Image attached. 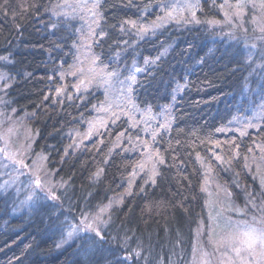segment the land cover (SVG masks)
<instances>
[{
    "label": "trees",
    "instance_id": "1",
    "mask_svg": "<svg viewBox=\"0 0 264 264\" xmlns=\"http://www.w3.org/2000/svg\"><path fill=\"white\" fill-rule=\"evenodd\" d=\"M174 1L90 0L67 15L62 0H0L3 108L29 123L34 152L64 185L58 199L42 193L25 206L0 177V264H196L209 230L207 168L237 206L257 195L264 104L248 119L264 70L246 43L264 0H196L192 19L142 35ZM137 67L125 100L104 88L111 72L124 79ZM148 116L154 138L134 140ZM94 119L98 132L75 141ZM111 203L103 239H67L80 215Z\"/></svg>",
    "mask_w": 264,
    "mask_h": 264
},
{
    "label": "rangeland",
    "instance_id": "2",
    "mask_svg": "<svg viewBox=\"0 0 264 264\" xmlns=\"http://www.w3.org/2000/svg\"><path fill=\"white\" fill-rule=\"evenodd\" d=\"M62 1L61 9H65V12L68 13L67 15H70V13H77L79 15L84 13V5L90 0ZM196 5V0H176L172 3V8L165 12L157 23L148 26L147 31L141 32V28L138 30H140L142 35H147L161 30L171 22L179 23L180 21L177 19L182 16L188 17V20H190L194 17L195 9L197 7ZM263 10L264 8L262 6L258 7L257 14L254 17L255 21L252 22L251 25V28L259 34L255 39L253 36H250V40L246 45L249 51V62L254 65V67L256 66L257 69H261L260 67H262L264 70V30H262L264 29V21L262 20L264 19L262 13ZM235 12L240 15V19H243V16L246 15L248 11L243 9L242 12L237 7ZM257 16L260 20H258ZM233 25L236 26L235 24ZM239 29L242 32H245L248 27L242 25L239 26ZM128 74L129 73L127 72V75ZM1 78L3 79L4 76L0 74V82L2 80ZM120 80L124 79H119V81ZM119 81L116 78L115 80H109L108 83L104 82L105 84L103 85L105 86L104 88L111 93L112 97H115L118 100H125L124 93L119 91V89L122 88L120 87L121 84ZM254 93H256V99L253 100L252 103L255 105V109L254 115H252L250 120L248 119L249 123H251L253 118L255 119L261 114L260 108L264 104L263 95L259 94L257 91H254ZM1 94L0 87V149L4 150L0 151L1 182L6 188L13 189L18 194L23 191L24 194L20 199V202L23 205L25 204V206L33 203L37 195L43 193L33 182L36 176H40L45 185L51 186L52 191L58 197L57 193L60 189L64 188V185L53 179L52 173H50L47 168L46 159H41L45 158V156L41 153L34 152L33 144L36 139V132L30 127L29 123L23 120L22 117L16 115L15 111L3 108ZM167 112L168 111H165L164 113ZM169 115L170 112L167 116L169 117ZM244 119L245 117H242L237 121L242 125L241 123H243ZM154 120L155 119L152 117H145L143 122L144 126L135 130V133H133L141 138L137 139V137H134V140L141 142L140 140H142V138L147 137L148 141H151L154 138L155 131L153 128H150V126L154 125ZM169 120L170 119H168V121ZM88 124L89 129L82 134L78 132L74 136L75 141L78 140L79 135L81 136L80 142L91 138L102 127V123L98 119H94V121H90ZM145 147L147 148V146ZM151 148L153 147L151 146ZM12 156H14L15 161L23 160L25 164L29 165V168H21L18 163L9 159V157ZM33 161H36L37 164L40 165L39 170L32 166ZM45 172H47L48 175H45ZM206 173L207 180L205 191L207 194L209 230L204 240V248L202 247L205 251L201 253L196 264H249V261L252 258L249 255L251 250L247 247L248 237L245 235V232H248L250 228H256L258 230L264 229V211H262V209H264V174L261 175L256 172L258 184L261 186L258 187L257 195L251 197L249 195L246 196V194L244 196V200L246 201L244 202H247V205L237 206L228 189L219 184L212 170L207 168ZM30 177H32V179H30ZM111 206L112 203L104 205L96 213H84L79 216V222L84 215H87L89 220L99 216L100 219L94 225V227L99 230V227L104 221ZM77 225H74L73 228ZM201 232L203 234V231ZM201 236L202 235L200 234V237ZM237 249L239 250V255H237ZM255 251L259 252L258 246L255 248Z\"/></svg>",
    "mask_w": 264,
    "mask_h": 264
},
{
    "label": "snow or ice",
    "instance_id": "3",
    "mask_svg": "<svg viewBox=\"0 0 264 264\" xmlns=\"http://www.w3.org/2000/svg\"><path fill=\"white\" fill-rule=\"evenodd\" d=\"M95 6L96 5H94V7ZM93 15H96V13H93ZM130 23H132L133 27L136 26L134 22H130ZM262 30H264V29H262ZM145 31H147V29H144V28L141 29V32H145ZM100 35H103V33H101ZM253 47H255V46H253ZM139 71H141V69L137 67L134 69V71L132 73L125 76L124 80L119 81L120 84L123 85V87L119 89V91L121 93L132 91L133 85L136 83L135 73L139 72ZM73 74H75V73H73ZM119 75L120 74H119L118 70L113 71L109 74L110 77H114L117 79H119ZM105 82L108 83L109 80H106ZM81 83H83V81ZM5 87H7V85H5ZM112 116L115 117L116 113L112 112ZM123 135H124V133H120V136H123ZM0 151H4V150L0 149ZM157 155H158V153H157ZM149 158H151V156ZM216 158L218 160L221 159V157H219V156H217ZM9 159H12L15 163H18L21 166V168H29V165L25 164L23 160L15 161L14 156L9 157ZM41 159H46V157L41 158ZM159 162L160 163L163 162L162 158L159 160ZM32 166L34 168H36L37 170L40 169V165L37 164L36 161L32 162ZM141 167H143V166H141ZM45 175H48V173L45 172ZM30 179H32V177H30ZM33 182L35 183L36 187L38 189H40L41 192L44 193L45 198H48L50 196V198L53 200L58 199V197L52 191V187L49 185H45L40 176H36L34 178ZM262 211H264V209H262ZM99 219H100L99 216H96V217L92 218L91 220H89V217L87 215H84L82 220L79 222V224L75 228H73L71 231L68 232L67 239H71L73 236V233H78L80 231H84L85 233H87L89 231L94 232L97 237H100V239H103V237L100 236V232H99L98 228L94 227V225L97 223V221ZM245 235L248 237L247 247L249 250H251L249 252V255L251 256L252 259L249 261V264H264V229L258 230L256 228H250V230L248 232H245ZM257 246L259 247V252L255 251V248ZM236 251H237V255H239V250L237 249ZM136 255H139V253H136Z\"/></svg>",
    "mask_w": 264,
    "mask_h": 264
}]
</instances>
